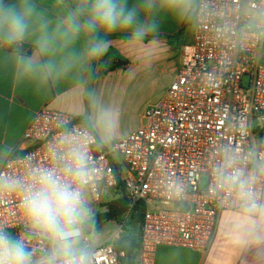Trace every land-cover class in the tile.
<instances>
[{"label": "built area", "instance_id": "obj_1", "mask_svg": "<svg viewBox=\"0 0 264 264\" xmlns=\"http://www.w3.org/2000/svg\"><path fill=\"white\" fill-rule=\"evenodd\" d=\"M262 45L264 0H197L193 41L183 47L164 96L144 110L142 126L105 146L82 120L45 108L35 112L24 146L0 167V228L24 239L34 261L44 257L52 245L28 225L24 197L45 172L75 179L71 166L81 169L73 187L91 217L96 208L107 210L105 204L126 203L106 240L90 238L85 218L91 264H126L120 235L138 216L132 264H155L160 247L206 252L223 213L254 203L256 216L264 200ZM77 151L86 154L82 164Z\"/></svg>", "mask_w": 264, "mask_h": 264}, {"label": "crops", "instance_id": "obj_2", "mask_svg": "<svg viewBox=\"0 0 264 264\" xmlns=\"http://www.w3.org/2000/svg\"><path fill=\"white\" fill-rule=\"evenodd\" d=\"M33 2L38 9L45 11L48 30L54 34L55 43L47 55L38 54L36 35H30L19 50L0 49V151L4 155L0 167L13 150L24 146V130L34 113L43 108L82 120V124L105 145L93 126L96 100H120L127 85L136 82L144 73H156L157 61L171 70L173 79L181 63L183 47L193 41L196 7L193 10L191 7L194 0H179L175 10L162 6V0H157L150 17L156 28L145 35L148 38H135L131 30L112 34L99 32L95 35L107 44V51L99 60L91 64L77 62L70 70L58 74L37 73L26 77L17 70L18 55H36L40 63L51 59L60 64L69 50L82 53L85 48L83 38L64 46L69 37L64 35L63 20L68 10L75 7L76 0ZM127 3L132 6L139 0H127ZM190 10L192 14L188 18ZM140 19L145 17L141 15ZM176 57L179 58L178 63L175 62ZM141 117L144 123L143 114ZM124 136L110 137L108 144ZM251 219L257 223L251 224L249 215L244 212L223 213L206 252L160 247L155 264H264V200L258 214ZM231 221V227L223 226Z\"/></svg>", "mask_w": 264, "mask_h": 264}, {"label": "clouds", "instance_id": "obj_3", "mask_svg": "<svg viewBox=\"0 0 264 264\" xmlns=\"http://www.w3.org/2000/svg\"><path fill=\"white\" fill-rule=\"evenodd\" d=\"M156 2L139 0V3L129 6L127 0H76L75 7L68 10L63 20L64 35L69 37L64 46L83 38V52L69 50L60 64L51 59L40 63L36 55L27 57L21 54L16 59L17 70L31 77L37 73L52 75L66 72L81 61L91 64L107 51V44L96 38V33L131 30L135 38L144 37L156 28L155 21L150 18ZM178 3L179 0H162V6L171 10H175ZM141 15L145 19L141 20ZM30 35H36L39 55H47L52 50L55 36L48 30L45 11L38 9L33 0H0V49L19 50ZM95 120L102 138L113 134L116 117L112 109H101ZM75 157L82 164L86 154L77 151ZM68 173L75 179L66 180L52 172L41 174L24 197L25 219L33 232L50 241V251L39 261H34L24 239L13 237L0 228V264H91L92 252L83 230L86 209L80 190L73 187V183L79 180L81 169L69 166ZM238 178L239 174L232 177L233 180ZM240 187V197L245 199L247 193L243 181ZM243 210L249 215V222L256 224L251 216L258 211L257 205L246 203Z\"/></svg>", "mask_w": 264, "mask_h": 264}, {"label": "rangeland", "instance_id": "obj_4", "mask_svg": "<svg viewBox=\"0 0 264 264\" xmlns=\"http://www.w3.org/2000/svg\"><path fill=\"white\" fill-rule=\"evenodd\" d=\"M178 60L179 58L176 57L175 62L178 63ZM261 63H264V47H262ZM170 71L171 70L168 67H165L162 62L157 61L156 73L153 71L144 73L136 82L127 85L120 97V100H96L92 113L93 126L101 135V139L106 143L105 146L110 145L108 144V138L124 136L126 133L135 130L140 126L139 124L143 121L141 115L143 114L144 110L159 103L161 98L166 93L169 85L174 80L176 73L172 79ZM104 108L112 109L116 117L115 130L113 134L107 138H102V133L95 120L97 113ZM3 158L4 155L0 151V163ZM114 160L121 161V157L115 156ZM110 197L111 195H107L104 197V199L108 200ZM100 212H102V209L96 208L95 215L91 217L90 214L86 212L85 218L87 221H89ZM121 219L122 217L117 220L107 222L98 232L92 231L90 233V238L94 239L97 236V238H99L101 241L108 239L119 227ZM220 222L221 221L218 223L217 230L219 228ZM231 225L232 221L230 223L225 222L223 224L225 228H229ZM137 238L138 231L136 226L133 222H128V224L124 227L122 234L120 235L119 244L127 245L131 240L135 241Z\"/></svg>", "mask_w": 264, "mask_h": 264}, {"label": "trees", "instance_id": "obj_5", "mask_svg": "<svg viewBox=\"0 0 264 264\" xmlns=\"http://www.w3.org/2000/svg\"><path fill=\"white\" fill-rule=\"evenodd\" d=\"M194 7H196V1L195 0L193 2L191 9L193 10ZM191 14H192V12L190 10L188 12V18L191 16ZM96 38H97V36H96ZM144 38H148V36H144ZM105 206L107 207V210L97 214L93 219H91L85 223L84 228H85L86 233H89L91 231V229H93V231L98 232L104 224H106L107 222L121 218L126 211V203H125L124 199H119L117 201H113L109 204H105ZM131 220L135 223V222H137V220H139V216L137 218L132 217ZM138 240H139V237L135 241L131 240L129 242V244H127V245H120L119 244V248L124 249L126 251L127 264H132L131 262H133L134 252H135V250L138 246V242H139Z\"/></svg>", "mask_w": 264, "mask_h": 264}]
</instances>
